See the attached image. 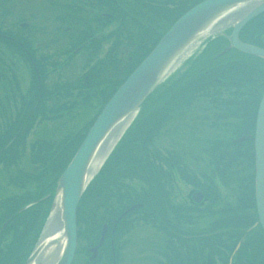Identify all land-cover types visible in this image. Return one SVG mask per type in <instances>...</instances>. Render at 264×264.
<instances>
[{
  "label": "flooded vegetation",
  "instance_id": "obj_1",
  "mask_svg": "<svg viewBox=\"0 0 264 264\" xmlns=\"http://www.w3.org/2000/svg\"><path fill=\"white\" fill-rule=\"evenodd\" d=\"M46 2L48 7L35 11L32 7H20L17 0H0V145L4 134L14 126L42 127L49 123L47 121H55L62 116L64 118L60 124L64 120L71 123L73 118L67 111H82L84 96H91V101L97 102L100 94L110 93L116 85L117 78L120 79L125 70L138 60L137 54L145 52L165 29L169 19L165 17L164 12H177L179 7V0H173L170 6L165 0H46ZM260 15L264 21V13ZM219 44L222 48L225 46L222 41ZM212 46L209 51L215 49L214 53H217L219 49ZM238 58L233 50L226 51L219 57L223 61L221 66L215 70L226 68L224 63H228L229 66L240 63ZM245 88H247L245 92L249 94L258 92L255 84L251 88ZM223 101L219 93L214 102L209 103L211 107L206 104L196 106L198 111L196 114L193 104L184 105L188 110L187 115L193 110L194 116L206 117L205 119L171 120L174 129L172 132L180 136H169L173 140L174 148L171 153H167L162 147V153L165 159L171 155L174 162L169 160L167 163L164 162L163 166L159 162L156 167L113 168L108 183V202H103L99 198L103 205L109 207L107 216L111 222L107 223L105 233V236L108 235L109 246L103 249L99 247L96 262L84 264H112V261H115V264H127L122 263L129 257L125 249L127 250V244L132 241L131 231L138 223L145 226L148 222L153 225L145 229L147 235L145 233L135 240L138 242L141 239V242L145 243L141 247L136 243L134 248H130L136 260L132 264H185V261L179 259V238L184 235L189 236L190 242L194 241V245L196 243L200 245V248L195 246L187 248V262L204 264L200 260L196 263L195 256L206 254L207 246L204 245L210 242L197 238L196 234L210 237L212 240L217 238L227 240L224 232V235L219 237V234L215 233L226 229V226H219L215 231L210 230L213 225L222 223L220 216L215 219L220 220L219 222L212 223L210 220L206 227L200 229H196L192 221L187 220L188 223H192L191 225L188 223L183 225L181 221L182 218L193 217L192 212L196 208H203L207 204L206 208L210 210L214 206L210 200L208 202V197L205 200L199 199L201 194L196 190L201 189L194 183L186 184L189 187L185 188L181 183L182 175L203 180L208 186L212 179L216 182L217 178L219 185L223 186L228 180L236 186L244 181L241 177L233 176L234 170L238 169L229 166L227 154L222 155L226 152V148L224 151L221 149L222 144L228 138L216 134L218 132H215L216 138L203 137L197 133L199 128L206 126L219 128L220 131L223 127L227 128L226 120L223 119L225 117ZM52 110H61L62 113L52 118ZM216 110L219 113H216ZM43 130L45 136L50 135L48 133L50 131ZM13 138L14 136L10 141ZM207 139L220 145L214 156L221 158L217 161L216 157L209 158L210 166L197 168L194 166V159L197 156H204L203 144ZM181 141L186 145L181 146ZM137 171L140 172L139 179L134 176ZM2 173L4 172L1 165L0 202L3 198ZM227 173H232V177L231 175L226 177ZM8 175L14 177L15 172L10 170L6 177ZM165 177L172 187V193L164 186ZM131 180L140 184L132 185ZM247 184L249 188V182ZM138 203L141 205L135 209L140 208V220L135 221L139 214L136 213L137 210L125 209ZM218 208L222 209L220 206H217ZM247 210L252 212L250 207ZM225 213L227 212H221V215ZM131 222L136 223L134 227ZM152 237L158 238L155 241ZM167 238L171 241H167ZM208 251H211L210 248ZM175 255L178 256L177 260ZM151 258L153 261H150Z\"/></svg>",
  "mask_w": 264,
  "mask_h": 264
},
{
  "label": "trees",
  "instance_id": "obj_2",
  "mask_svg": "<svg viewBox=\"0 0 264 264\" xmlns=\"http://www.w3.org/2000/svg\"><path fill=\"white\" fill-rule=\"evenodd\" d=\"M198 1L200 0H194L186 8L182 7L180 8L179 11L175 13L173 12L174 14L171 13L169 15V18H171L170 21H173L184 10H186L193 4L197 3ZM262 18H263L262 15H258L252 18L251 20H249V22H247V24L240 30L239 37L245 42H249L257 46L264 47V21ZM160 35L161 33L158 36ZM157 39L158 37L154 40L151 46H149L145 50V52H143L142 54H137V56H139L138 60L134 64H131L130 67L125 70L126 72L124 73V76L117 80L116 82L117 86L127 76V74L130 72L133 66L150 50V48L154 45ZM220 41L224 42L225 45L227 43V40L222 35H216L208 39L204 48L195 56L194 59H190L189 66L184 70L183 73L179 75L180 77L177 79V81L174 77L168 79L163 84L155 88L153 92H151L146 97V99L140 105L137 115L131 122L130 126L126 129L122 137L120 138L118 144L122 141L123 137H125L128 133H130L129 131L132 129V127L139 122L144 110L151 103H157V106L160 103L164 105L166 104L170 105V107H168L166 112L164 113V114H168L167 115L168 117L172 116V118L177 119L178 117L187 115L188 110H186L184 105L190 104L189 101H191V99H193L196 95L195 94L190 95L187 89H184L179 94L178 91L181 88V86L183 87L184 85L189 84L192 81H193L191 83L192 88H194L193 86L197 84L195 82L198 81H207L208 83H212L214 80L213 78H215V76H220L226 79L228 82L229 81L240 82L241 86L244 87L245 85L247 87H253V85L255 84V87L258 88V92L256 94L251 93V95H253L252 102H254L252 108V117L254 116L253 113L255 111V107L264 88V59L256 56L243 54L234 49H231L239 56L238 61L240 63H237L233 66H229L228 63H224L223 65H226V68L215 70V68H217L223 61L220 60L219 57L213 58V55L215 54L214 53L215 49L214 51L212 50L209 51V49L212 45H215L216 47L214 46L212 47L220 50L222 48V46L219 44ZM200 62L202 64V67ZM211 77L213 78L211 79ZM115 88L112 89L109 95H111V93L114 91ZM200 97H204V96L202 95ZM84 98L86 99H84V106L82 111H84L85 108H88L87 102L91 101V96H84ZM199 98L197 101L200 102L203 101V98L202 99ZM212 102H214L213 98H212ZM103 103L104 102H102L101 106L103 105ZM99 108L100 106L96 110L97 113L99 112ZM82 111L80 112L77 111V113L75 114L72 111H67V113L74 118L77 115L82 116ZM160 111L161 110H155V112L151 114L152 115L151 120L158 119L157 112L159 113ZM60 112L62 113L61 110H52V115H53L52 118L56 117V116L54 117V115L57 116L60 115ZM97 113L95 115L92 114L91 117L86 121V123L80 125L79 127H75L73 129L65 128L63 130H60L58 134H55L57 131L54 127H52L51 129L52 134L50 133V135L48 134V136H45L43 133L40 136L31 140L27 146L23 143L25 141V133L30 127L29 126L21 127V128L15 127L14 128L15 131H13V133L9 135L6 141H4L0 145V162H3L2 167L4 166L3 167L4 169L6 168L7 165L9 164L11 165L12 163H14L18 158L20 160L19 162H22V160L27 157H29L31 160V161H27L25 165L23 164L22 166H20L19 170L14 171L15 172L14 177L8 175L7 178L11 179V181H19L20 186L25 181L32 182V185L30 186L29 190L25 191L24 193H20V195L17 196V201H15L16 203L11 204L12 208H9L11 210L7 211L8 214L2 213L0 216V228L2 224L6 220H8V222L5 224V226L0 232V264H7L15 245L19 242L20 244L22 243L24 236H19L20 232L21 235L23 234L26 235L28 234V231H31L33 233L32 242L28 244L26 251L21 254L20 259L17 260L15 264H21L27 257L35 239L39 234L43 222V218L45 216V205L47 203V199L45 200L42 198L47 193H49V196H51L58 175L65 167V165L71 158L72 154L76 150L77 146L83 139L87 129L95 119ZM60 126L61 127L65 126L64 122H62ZM226 126L229 127L230 124ZM232 127L234 131H237L239 133L245 132L247 134L252 131L253 124L252 122H250L249 127L245 130H243L242 128L238 129L239 127H235V126ZM149 133L146 134L148 135L146 140H143L145 143H148L149 140L148 137L150 135ZM12 136H14L13 140H11V142L8 143V141L12 138ZM228 141L229 140H227L225 143L222 144L223 148L221 149L224 151V149L226 148V152L228 153L227 158H228L229 166L234 165L239 168L240 166L239 164L243 163V167L247 171V177L249 181V173H251L252 170L251 169L252 167L251 139L244 140L238 143H230ZM116 147L113 149L111 154L114 152ZM214 147L216 148L215 144L211 145V147H208L210 151L213 152V155L215 152ZM27 149H28V154L25 156V152L27 151ZM205 149L207 148L205 147ZM217 151H219V148H217ZM140 153L142 154L141 156L142 158H140V160H135L132 163H130V162H126V158H124V161H121V165L124 162L125 166L123 167L121 166L118 168L132 167V166L148 167L147 160H145L146 158L145 151L141 149ZM111 154L108 156V158L106 159V161L104 162L103 166L100 168L98 173L90 180V182L86 186L85 190L81 194L77 206V211H76L77 236L79 237L81 235L80 232L82 231L83 237L86 242V244L84 245L86 247L96 242L101 223L111 222L107 216L109 207L101 203L102 200L103 202H108L107 198L109 197V193H108L109 178L112 174L113 168H115L112 165H114L116 161H114L113 164H110ZM44 158H48V161H45ZM220 158H221L220 156L216 157V161ZM241 169L243 168L241 167ZM249 169L250 172H248ZM233 173H237V171ZM231 174L232 173L229 174L227 173L226 177H228ZM244 177L245 175L242 178L244 179ZM8 197L2 198V202ZM99 198H101L102 200L99 201ZM31 201H36V202L21 209L18 212L20 208H22L24 205L28 203H31ZM89 202H93V205H91ZM40 207L42 208L39 210V213L35 215V211H38V208ZM79 207H82V209L80 210L81 214L80 211L78 210ZM99 207L101 208L102 213L97 214L96 209L98 210ZM136 210H140V208ZM79 224H81V227L83 229H78ZM12 225H16V229H13ZM17 226H19V231L17 229ZM229 226L226 227L227 231L224 232L226 234L227 240L224 238L221 239H222V245L225 246L228 250L232 251L234 244L241 238L240 236L241 234L239 232V229H236L235 226L233 227H229ZM5 232L6 234H4ZM220 232H222V234H220ZM215 233L219 234L218 237L224 235L223 231H217ZM8 234H10L11 236L9 237L8 244L4 245L1 239ZM108 246H109L108 235L106 234L103 243L100 246V249H103L104 247L108 248ZM209 246L211 251H216V248L213 246L212 241L208 244L206 249L209 250ZM238 252L239 250H237V253ZM234 259H236V257L233 258V262L235 261ZM109 262L110 261H108V263ZM224 264H227V259Z\"/></svg>",
  "mask_w": 264,
  "mask_h": 264
},
{
  "label": "rangeland",
  "instance_id": "obj_3",
  "mask_svg": "<svg viewBox=\"0 0 264 264\" xmlns=\"http://www.w3.org/2000/svg\"><path fill=\"white\" fill-rule=\"evenodd\" d=\"M17 1L19 2L20 7H22V8H29V7L31 8L32 7V9H34L35 11H38L40 9H44V8L49 6L48 3L46 2V0H17ZM193 1L194 0H179V9L182 7L186 8ZM167 4H168V6H170L172 3H167ZM228 25H230V24L225 23L224 25H222L218 28L219 29L221 28V30H222L223 28L227 27ZM196 62H198V61H196ZM200 64H201V62H200ZM201 67H202V64H201ZM123 76H124V74H123ZM212 78L213 77H211V79ZM118 79L119 78H117V80ZM191 83L186 84L183 87L181 86L180 89L178 88L179 89L178 93L180 94L184 89H187V91H188V93H190V95H193V94L196 95L193 99H191V101H189L191 105L192 104L194 105L195 114L198 113L196 106H200V104H206L207 106L211 107L209 105V103H212V98L215 99V97L220 93L222 99L224 100L223 105L225 106V107H222L223 113L225 116L223 119H224V121L226 120V125L230 124V126L227 128L223 127V129H221V131L219 130V128L216 129L213 126H206L205 128L201 127V128H199L197 133H199L203 137L211 136L214 138L217 137V136L215 137V132H218L216 134H219L222 137L226 136L227 138L230 136L232 138L233 137L239 138L241 135H244L245 132L238 134L237 131H234L232 126L239 127L238 129L242 128L243 130H245L249 127L250 122H252V120H253V117H252V108H253V103H254V102H252L253 95L249 94L248 92H245V91H247V88H245V87H247L246 85L243 88V86H241L240 82H234V81L228 82L226 79H224L220 76H215V79L213 80L212 83H208L207 81L195 82L197 84L193 86L194 88L191 87ZM116 86H117V83L114 86V88ZM191 88H192V90H191ZM249 88H251V87H249ZM217 92H219V93H217ZM202 95L204 97H200ZM108 96H109V93L100 94L97 102L95 100L91 101V102L88 101L87 102L88 108H85V110L82 111V116L81 117L80 116L75 117L77 119L74 118L71 121V123H68L67 121L64 120L65 126H63V127H61L59 123L64 118V116H62L60 119L57 118V120H55V121H47L49 123L46 126L40 127L38 125H36V126L34 125V127L31 128L30 131H28L26 138H28V139L33 138L34 136L39 134V131L41 129H45L47 131V130H51L52 127H54L57 131L55 134H57V133H59L60 130L65 129V128L66 129H73L75 127H79L80 125L86 123V121L91 117L92 114L95 115L97 113L96 110L98 109L99 105H101L102 102H104ZM198 98L199 99L203 98V101H201V102L197 101ZM166 105L160 103L157 106V103H151L149 106H147V108L144 110L143 114L141 115V119L139 120V122L132 127V129L129 131L130 133H128L125 137H123L122 141L117 145L116 149L111 154L110 164H113L114 161H116V163L112 166H114L115 168L125 166L124 162L121 165V161H124V158H126V162H130V163H132L135 160H140V158H142L141 157L142 154L140 153L141 149H143L145 151V154H146L145 160H147L148 166L150 165V166L156 167L159 164V162H161L162 166H163L164 162L169 161V160L174 162V159L172 158L171 155H170V158L165 159L164 154L162 153L163 149L164 150L166 149L167 153H171L173 148H174L173 140L169 136H173V137L180 136V134L172 132L174 129H173V126L171 123L172 122L171 119H174V118H172V116L168 117L167 116L168 114H164L166 112L167 108L170 107V105H167V106ZM90 107H92V108H90ZM155 110H161L159 113L157 112L158 119L151 120V118H152L151 114L153 112H155ZM190 112L191 113L189 115H183L181 117H178L176 120H184V119L190 120V119H192L193 121H198V120L204 119L202 117L196 118L197 116H194L193 110H190ZM75 113H77V112H74V114ZM216 113H219V111L216 110ZM57 124H59V125H57ZM14 128H15V126L4 134L2 143L4 141H6V139L9 137V135H11L13 133ZM48 133H51V132H48ZM147 133H149L150 135L148 137V139H149L148 143H145L143 140H146V138L148 136V135H146ZM165 135H167V136H165ZM26 138H25V141L23 144H25L27 146L30 141H28ZM34 138H36V137H34ZM198 138L199 137H197V139ZM228 139H230V138H228ZM241 140H245V138H243ZM197 143H199V141H197ZM180 144H181V146L186 145V143H184L183 141H181ZM214 144H215L216 148L214 147L215 149L214 148H212V149L217 151V148H220V145L215 143V141L211 142V141H208V139H207V141L204 142L203 145H204V147L207 148V149L203 150V152H205V154L202 157H198V156L195 157L194 166H196L197 168H201L204 165L205 166L211 165V161L209 160V158L210 157H216V156L213 155V152H211L208 147H211V145H214ZM162 147H163V149H162ZM156 150H157V153H156ZM27 154H28V149L25 152V156ZM222 154L228 155L227 152L222 153ZM44 159H45V161H48V158H44ZM19 161L20 160L18 158L11 165L10 164L7 165L6 168H8V169L3 168V172L8 173L10 170L17 171V170H19L20 166H22L23 164L25 165L27 161H31V160L29 157H27V158L23 159L22 162H19ZM2 163L3 162H0V166L3 165ZM239 165L243 168V170H241V171L234 170V171H237V173H234L233 176H236V177L241 176V178H242L245 175V177H244V179L242 178L244 180L242 182V184H240L238 186H236L235 183L232 184L230 182L231 180L225 181L224 186L222 184L219 185L218 178H217L216 182H215V179H212L211 184L208 186L205 181L197 180L195 177L192 178L191 176H188L185 174L181 176L182 177L181 183L185 186V188L189 187V185H186V184H188L190 182L194 183L197 187H200L201 191L205 194L206 197H208V202L210 200V202H212V205H214L210 208V210L206 208L207 204L203 208H196V210H194L192 212L193 217H190V218L185 217V218L181 219L183 225L188 223L187 220H189L190 222L192 221L194 223V227L196 229H200L202 227H206V225L210 223V220L212 223L219 222L220 220H215V219H218L219 216L222 219V223H218L216 225H213L210 228L211 231L218 230L217 227H219V226H223V227L226 226L227 227L230 225L229 227L235 226L236 228H240V227L247 226L251 222V216L249 213L250 211L249 212L247 211V208L249 207V196H250L248 184H247V173H246L247 171H246V169H244L243 163L239 164ZM139 175H140V172L137 171L134 176L139 179ZM238 175H240V176H238ZM231 177H232V174H231ZM1 178H2L1 179L2 196H3V198L8 197V196L9 197L7 199L3 200V202H0V216L2 213L8 214L7 211L11 210L9 208H12L11 207L12 203H16L15 201H17V196H19L20 193H24L25 191L29 190L30 186L32 185V182L25 181L24 182L25 184L22 182L23 184L20 186L19 181H11V179H8L6 177L5 173H2ZM131 183H132V185L133 184H135V185L140 184L138 181H134V180H131ZM164 186H165V188L169 189L168 191L170 193L173 192L172 187H171L170 183L167 182L166 177L164 180ZM180 186H181V184H180ZM55 197L53 195V197L50 200V202L52 204H53V200ZM89 203L91 205H93V202H89ZM217 206L222 207V209H220V208L217 209ZM41 208L42 207L38 208V211H35V215L37 213H39V210ZM81 209H82V207L78 208L79 211ZM47 211H48V213L50 212L49 209ZM225 211L227 213L221 215V212H225ZM96 212H97V214L102 213L101 208L99 207L98 210L96 209ZM137 212L139 213L138 219L135 220L134 216H132V221H134V220L139 221L140 220V217H139L140 210H137L136 213ZM48 213H47V215H48ZM80 214H81V211H80ZM80 214H79V217H80ZM130 224L134 226V224H136V223L131 222ZM188 224L191 225L192 223H188ZM79 225H80V228H79ZM79 225H78V229H83L81 227V224H79ZM152 225H153L152 223H148V222L145 223V226H144V224L138 223V224H136V227H134L132 229V231H131L132 241L129 244H127V250L125 249V252L127 251L126 253H127V256H129V257H128V260H125V262H122V263H127V264H132V262L135 263L136 260L134 259V255H132V253H131L132 249H130V248L131 247L134 248V244H136V243H138V246H140V247L142 244L145 243V241L141 242V239H139L138 242L135 240H137L138 236H142L145 233H146L145 235H147L148 233L145 229L148 228V226H152ZM210 226H211V224H210ZM12 228L16 229V225H12ZM2 229L3 228H0V232ZM17 229L19 231V226H17ZM149 231L151 232V228H149ZM222 231L226 232L227 230L222 229ZM6 232L4 234H6ZM80 234L81 235L78 237L77 233H76V252L77 253L72 260L73 264H84L86 261V257L89 256V254L85 250L86 246L84 244H86V242H85V239L83 237L82 231L80 232ZM10 236L11 235L8 234L1 239L4 245L8 244ZM19 236H24V239H23L21 244L19 242L15 245V247L13 248V252H12L7 264H15L16 261L20 259L21 254L26 251L28 244L30 242H32V239H33V233L31 231H28V234H26V235H24V234L21 235V232H20ZM199 236H201V235L196 234V237L200 238L201 240H204V241L208 240L209 242H211V240H212V238H210V237L207 238L204 235L201 237H199ZM152 238H154V240L156 241V238H158V237H152ZM209 238H210V240H209ZM169 239L170 238H167V241L170 242L171 240H169ZM218 239L219 238L212 240L213 246L216 248V251H211L210 256L212 257L214 264H221L220 262H222V264H224L226 262V259L228 258L230 250H228L225 246L222 245V239H219V240ZM193 242L194 241L190 242V238L187 235L180 236V238H179V259L182 261H185L186 262L185 264H190L189 262H187V260H188V253H187L188 249L187 248H190V247L192 248L194 246H195V248L196 247L200 248V245H196L197 243L194 245ZM94 244H92V245H94ZM55 245H54V249H55ZM204 246H208V244H206ZM209 248H210V246H209ZM51 252H52V250L47 252V254L45 256H43L42 259L40 258L39 263L47 262L48 260H51L52 256L54 258L56 255H52ZM205 255L206 254L201 255V256H195V259H198V261L200 260L201 263H204ZM218 257L222 260L219 261ZM246 257H247V259H246ZM175 259L176 260L178 259L177 255H175ZM234 260L235 261L233 262V264H235V263L236 264H264V240L261 236H259V234L257 233V231L255 229L252 232V234H250L244 240L241 247L239 248V252L236 255V259H234ZM139 261H141V260H139ZM150 261H153V258H151Z\"/></svg>",
  "mask_w": 264,
  "mask_h": 264
},
{
  "label": "water",
  "instance_id": "obj_4",
  "mask_svg": "<svg viewBox=\"0 0 264 264\" xmlns=\"http://www.w3.org/2000/svg\"><path fill=\"white\" fill-rule=\"evenodd\" d=\"M263 11L264 0H201L183 12L171 24L154 47L129 73L103 105L71 159L56 180L53 194L54 197L58 191L61 194L62 229L57 231V238L62 235L60 238L63 237L65 239L64 246L59 249L62 252H58L51 262L39 263V259H42L39 256L40 252L46 250L50 242L55 240L56 226L52 224L51 232L50 229L46 231L48 220L53 212L51 203L50 212L43 222L39 236L22 264L71 263L76 247V206L83 190L97 172L87 179L88 163L105 136L127 117L132 115V120L146 97L160 86L171 72L173 73L178 68L180 61L191 50L193 52L202 41L209 37L218 34L223 35L228 42L225 49L232 47L242 53L264 59V48L243 42L237 37L240 28L252 17ZM225 23L230 25L222 30L218 28ZM228 27H230V32L226 33L225 30ZM253 151L254 200L257 221L251 227L259 224L264 232V91L260 97L255 116ZM197 197L199 198L200 196ZM24 207L20 208V210ZM134 207L133 205L130 209ZM104 232L105 225L102 227L98 243L88 249L91 252L89 260L96 254ZM49 233L51 234L49 235Z\"/></svg>",
  "mask_w": 264,
  "mask_h": 264
},
{
  "label": "bare ground",
  "instance_id": "obj_5",
  "mask_svg": "<svg viewBox=\"0 0 264 264\" xmlns=\"http://www.w3.org/2000/svg\"><path fill=\"white\" fill-rule=\"evenodd\" d=\"M131 116L127 117L126 119L123 120L122 123L118 124L110 133H108L105 136L103 141L100 143L99 147L97 148V151L95 152L94 156L88 163L87 179L90 178L98 170L99 166L101 165L102 161L105 159L106 155L108 154L114 143L116 142L117 138L130 122ZM60 203H61V194L60 191H58L56 197L53 200V204H52L53 212L51 213V217L48 220V228L46 230L48 231L50 229L51 232L52 224L56 226L55 240L50 242L51 245L48 243L49 245L46 247L47 248L46 250L44 251L42 250L40 252L39 256L41 257L45 256L47 252L51 250H52L51 254L57 256L58 252H60L59 251L60 247L62 248L64 246L65 239L63 237L60 238L62 235L60 234L61 236L57 238L58 235L57 231L62 229ZM50 234L51 233H49V235ZM59 238L60 240H58ZM54 245H55V249H54ZM52 259L48 260L47 262H51Z\"/></svg>",
  "mask_w": 264,
  "mask_h": 264
}]
</instances>
